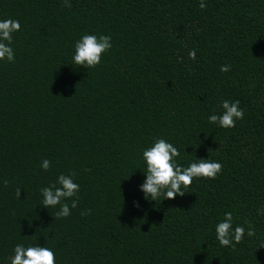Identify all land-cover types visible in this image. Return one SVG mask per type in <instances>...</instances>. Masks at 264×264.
<instances>
[{"label":"trees","instance_id":"1","mask_svg":"<svg viewBox=\"0 0 264 264\" xmlns=\"http://www.w3.org/2000/svg\"><path fill=\"white\" fill-rule=\"evenodd\" d=\"M69 2L0 0V20L20 23L14 61L0 60V264L17 244L52 249L55 264H264V0ZM85 34L112 38L94 68L72 60ZM222 100L240 101L235 127L208 121ZM157 138L179 165L221 172L146 199ZM71 172L79 200L57 217L40 189ZM225 212L255 235L221 246Z\"/></svg>","mask_w":264,"mask_h":264},{"label":"clouds","instance_id":"2","mask_svg":"<svg viewBox=\"0 0 264 264\" xmlns=\"http://www.w3.org/2000/svg\"><path fill=\"white\" fill-rule=\"evenodd\" d=\"M64 6L70 8L69 0H64ZM204 0H200L199 7L206 8ZM20 30L18 20L11 18L0 20V60L6 59L14 61V51L11 47L13 33ZM112 47V38L109 35L85 34L74 45L73 63L76 66L94 68L101 62V57ZM189 58L195 59V51L189 52ZM230 65H222L220 71L227 72ZM223 111L220 114H212L208 121L218 124L222 128L235 127L236 121L244 117V110L240 107V101L222 100L220 104ZM180 156L179 150L172 143L163 138H157L155 142L143 151V159L146 163V178L139 186L146 199L157 201L162 193L164 198L174 199L177 195L183 196L182 189L189 187L194 178L215 179L222 170V163L210 159H197L187 167L177 163L176 157ZM51 162L44 159L41 167L48 170ZM76 173L68 175L61 173L56 181L48 187L40 189L43 197L42 206L45 208L60 206L56 213L57 217H67L71 214V208L77 206L80 186L74 182ZM8 185V181H4ZM59 185V186H57ZM166 189V191H164ZM21 189H16L17 197H20ZM76 197L75 199H72ZM71 201L69 204L68 201ZM134 207H139L138 202H134ZM90 214V210L82 212L81 215ZM248 228L241 225L233 227V213L225 212L224 219L215 226L216 239L221 246L235 247L240 243L245 234L251 237L255 235V229L250 222ZM259 247H264L262 242ZM14 255L10 258V264H55V253L52 249L34 245L25 246L17 244L14 247Z\"/></svg>","mask_w":264,"mask_h":264}]
</instances>
